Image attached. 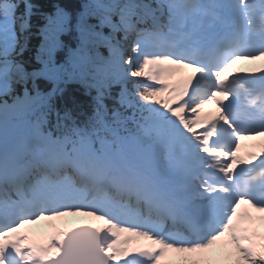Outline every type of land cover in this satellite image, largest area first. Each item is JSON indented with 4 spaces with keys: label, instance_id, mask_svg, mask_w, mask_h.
<instances>
[{
    "label": "snow or ice",
    "instance_id": "6c2138e0",
    "mask_svg": "<svg viewBox=\"0 0 264 264\" xmlns=\"http://www.w3.org/2000/svg\"><path fill=\"white\" fill-rule=\"evenodd\" d=\"M36 15L0 0V264H264V140L238 155L264 138V69L232 71L264 61V0H91L74 26L56 5L33 51ZM77 74L95 90L82 120L51 104ZM78 215L99 223H52Z\"/></svg>",
    "mask_w": 264,
    "mask_h": 264
},
{
    "label": "trees",
    "instance_id": "16d2710c",
    "mask_svg": "<svg viewBox=\"0 0 264 264\" xmlns=\"http://www.w3.org/2000/svg\"><path fill=\"white\" fill-rule=\"evenodd\" d=\"M81 0H32V3L36 6L37 15L33 17L32 23H33V29H32V38H31V44L30 47L34 51L35 46L39 44L40 38L35 34L36 26L38 24H42L43 21L39 17V13H45V12H51L54 10V7L56 5H59L63 8H65L70 14L71 18H74L75 14L81 12L82 6L80 3ZM77 19H71V25L74 26L76 24ZM90 24V21H88ZM74 30V27H73ZM75 31V30H74ZM76 33H74L72 40H70V37L68 33L62 36V40L65 43H68L70 47H74L76 45V41L74 39ZM63 50V49H62ZM61 50V51H62ZM33 51L26 52L24 59L31 61V56L33 55ZM61 51L57 53V59L63 60L64 57H61ZM27 67L29 69L33 67H38V65L35 64L34 61H31ZM78 76H80L78 74ZM80 82H77L72 85V82L74 80H77L76 76H74L72 79H66L63 84H60L59 88L63 90L62 94L58 93L56 94V104H62L64 106L63 109H71L81 112L82 114H89V112H92V97L95 96V90L90 89L87 86V81L84 80L80 76ZM67 86V87H65ZM71 101V102H69ZM71 104V106L69 105Z\"/></svg>",
    "mask_w": 264,
    "mask_h": 264
},
{
    "label": "bare ground",
    "instance_id": "6f19581e",
    "mask_svg": "<svg viewBox=\"0 0 264 264\" xmlns=\"http://www.w3.org/2000/svg\"><path fill=\"white\" fill-rule=\"evenodd\" d=\"M92 20H95L94 18H91ZM36 32V31H35ZM106 32H108V30L106 31ZM74 33H75V31L73 30V28H72V30H70L69 32H68V35H69V37H70V40H72V37H73V35H74ZM117 36H121V34L120 33H118L117 34ZM65 48H67L66 47V44H65ZM104 48V47H103ZM106 49V48H105ZM107 50V49H106ZM108 54V53H107ZM107 56V55H106ZM179 74L177 73V74H174V76H178ZM76 78H77V80H74L73 82H72V85L71 86H73L75 83H76V81L77 82H80V76H78V75H76ZM132 79L133 78H129V80L130 81H132ZM40 81H44L46 84H47V86H48V89H50V90H52L53 89V87H54V85L51 83V82H49V81H46V80H38L37 81V84L40 82ZM60 84H63L62 82H60L59 83V85ZM39 86V85H38ZM130 86H131V88H132V82L130 83ZM29 87H31V85H29ZM65 87H67V86H65ZM118 87V86H117ZM117 87H114L113 89H117ZM41 89V87L39 86V90ZM113 93H115L114 91H112ZM95 93V92H94ZM62 94V93H61ZM115 94H117V93H115ZM58 95H60V94H58ZM106 101L108 102V101H110V99H106L105 100V103H106Z\"/></svg>",
    "mask_w": 264,
    "mask_h": 264
}]
</instances>
